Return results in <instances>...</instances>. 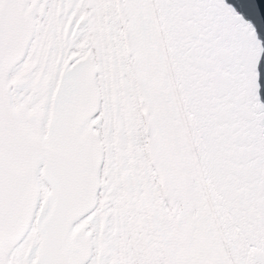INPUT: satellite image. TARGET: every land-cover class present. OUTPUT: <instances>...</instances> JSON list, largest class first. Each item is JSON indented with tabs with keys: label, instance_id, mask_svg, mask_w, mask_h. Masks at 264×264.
<instances>
[{
	"label": "snow or ice",
	"instance_id": "obj_1",
	"mask_svg": "<svg viewBox=\"0 0 264 264\" xmlns=\"http://www.w3.org/2000/svg\"><path fill=\"white\" fill-rule=\"evenodd\" d=\"M0 264H264V0H0Z\"/></svg>",
	"mask_w": 264,
	"mask_h": 264
}]
</instances>
